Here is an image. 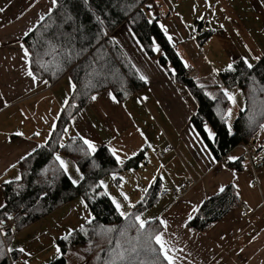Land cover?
Listing matches in <instances>:
<instances>
[{"label":"crops","instance_id":"crops-1","mask_svg":"<svg viewBox=\"0 0 264 264\" xmlns=\"http://www.w3.org/2000/svg\"><path fill=\"white\" fill-rule=\"evenodd\" d=\"M52 7V0H0L4 9L0 12V174L5 175L0 183L14 180L21 157L45 142L73 89L69 75L52 84L38 78L33 82L26 75L28 57L20 47L22 39ZM144 7L160 29L161 25L166 29L161 30L177 46L184 65L208 70L205 79L218 81L219 72L229 63L247 59L254 64V57L264 54V0H146ZM122 32L129 36L128 47L120 40ZM112 37L148 82L121 100L113 99L108 91L95 94V101L91 99L72 115L62 139L79 136L90 140L96 149L115 148L122 161L144 150V161L137 168L120 173L123 180L116 185L117 196L125 201L123 192L129 198L125 204H134L143 197V189L156 181L160 189L179 190L177 197L157 195L154 204L142 212L147 220L159 217L167 221L159 233L175 264H264V165L259 169L244 165L238 172L216 161L190 123L194 99L185 86L170 79L157 60L160 48L155 46L156 55L148 57L123 27ZM227 91L243 108L241 90L234 86ZM237 107L238 113L241 108ZM260 137H264V127ZM245 145L255 146V142L250 139ZM244 151L245 146H237L226 159L238 158ZM190 180L194 184L184 187ZM226 185H231L234 196L238 193L253 214L242 217L233 205L205 232L187 227L188 216L197 211L193 212V207L198 209L206 197ZM13 245L7 246L8 251L21 248ZM56 248L51 242L48 255L37 264L55 258ZM74 251L67 252L66 258L73 254L77 261L72 264H85L82 255Z\"/></svg>","mask_w":264,"mask_h":264},{"label":"trees","instance_id":"trees-1","mask_svg":"<svg viewBox=\"0 0 264 264\" xmlns=\"http://www.w3.org/2000/svg\"><path fill=\"white\" fill-rule=\"evenodd\" d=\"M145 1L56 0V5L23 37V45L29 52L28 67L33 75L50 84L69 75L73 89L49 136L40 144L43 147H37L18 162L20 180L0 183L3 200L0 221L18 213L8 231L3 233L0 228V264H18L20 261L19 250L7 249V242L15 230L39 220L76 197L84 200L92 218L82 228L59 238L57 247L60 253L45 264H67V252L77 249L81 251L85 264H150L157 258L159 264H167L159 255V245L154 240L146 245L147 233L155 235L160 231L159 220H148L145 231L138 236V225L132 226L134 220L117 213L111 198L103 194L100 186L106 176L117 185L122 171L137 168L144 161V150L117 164L106 146L90 153L79 136L67 137L61 142L72 115L95 94L108 91L116 100H121L145 87L146 83L112 37L114 31L124 24L148 57L156 55L154 46L160 48L159 64L170 79L185 86L194 99L196 107L190 123L213 158L238 172L247 165L244 155L233 161L226 156L235 147L247 144L255 128L264 123V54L251 69L242 60L236 61L234 70L219 72V80L214 83L202 84L187 79L177 46L164 35L156 18L148 16ZM234 86L241 90L244 106L229 129L226 120L231 101L221 89ZM209 87L214 89L212 96L206 92ZM205 125L213 130L212 139H209ZM60 155L69 158L83 177L76 185L71 183L55 159ZM159 189L158 181L150 185L143 200L135 202L129 212L140 214L151 207ZM224 189L206 197L186 226L205 232L220 220L234 205L233 188L226 185Z\"/></svg>","mask_w":264,"mask_h":264},{"label":"rangeland","instance_id":"rangeland-1","mask_svg":"<svg viewBox=\"0 0 264 264\" xmlns=\"http://www.w3.org/2000/svg\"><path fill=\"white\" fill-rule=\"evenodd\" d=\"M147 14L149 17H151L149 13ZM120 27H123V30H129L126 24ZM122 34L123 37H121L120 40H125L124 46L128 47L130 44V40L128 39L129 36H124V32H122ZM207 76L203 77V79L201 78L200 82H215L216 78L211 77L205 79L207 78ZM206 92L212 96L214 94V89L212 87H209ZM240 95L242 94H239V97H241ZM238 101L239 99L232 101V104L230 105L227 111L226 124L229 129H231L232 122L237 114V109L239 108L237 106L239 105L241 108L243 104L242 102L238 103ZM65 139H62L61 142H63ZM59 157L64 160L68 166V176H71L73 179L79 181L80 172L78 171L76 165L69 158H66L63 155H60ZM101 182L105 184V191H107V193L110 195V198H114L117 202L121 204L122 211L129 212V207L127 206V204H125V201H123L120 197L117 196L118 188L115 184L112 183L111 178L108 176L103 177ZM81 201H83V203H81ZM91 218V212L85 205L84 200L81 197H76L71 201L63 204V206L61 205V207H59L57 211L45 215L39 220L30 223L23 228L15 230L12 233L9 241L7 242V246H12L13 244H20V247L23 248L26 253H30V255H25V253L21 252L19 254L20 261L18 262V264H25V261L27 262V264H37L40 259L48 255L50 251L51 242H54V244L56 243L57 245V240L59 238L64 237L66 234L69 233L70 230L72 232L73 230L81 227ZM142 219H145V217L142 216ZM21 248H18V250ZM72 253H79L82 255L79 249L75 250ZM69 257L66 258L67 264H72L73 262L77 261L76 256L73 257V254L70 258Z\"/></svg>","mask_w":264,"mask_h":264},{"label":"snow or ice","instance_id":"snow-or-ice-1","mask_svg":"<svg viewBox=\"0 0 264 264\" xmlns=\"http://www.w3.org/2000/svg\"><path fill=\"white\" fill-rule=\"evenodd\" d=\"M52 4H53V6H55V5H56V0H52ZM3 10H4L3 8H0V12H2ZM41 19H43V17H41ZM149 23H151V21H149ZM221 27H222V26H221ZM161 29L164 30V31H166V29H164L163 25H161ZM29 31H31V29H29ZM27 34H28V33L26 32L24 35L26 36ZM169 40H171V37H169ZM20 47H21V49L23 50V55H24V57L27 58V57L29 56V52H28V50L24 48L23 44H21ZM246 47H247V46H246ZM154 50H157V49L155 48V46H154ZM242 59H243V58H242ZM254 59H257V60H258V59H260V57H254ZM25 62L27 63V60H26ZM243 63H244L249 69L252 68V64L249 63L247 59H243ZM185 67H188V65L185 64ZM226 70H228V71H232V70H234V69H233V64H232V63H229V64L227 65V69H226ZM215 71H216V70L213 69V72H215ZM26 75H28L29 77H32L33 82H35L36 77L33 75V72H32V71H30V70L27 71ZM140 79L143 80L145 83L148 82V81H147V78H146L145 76H143V75L140 76ZM221 90L224 92V95L229 99V101H232V100H233L232 95H231L227 90H225V89H221ZM109 95H111V94H109ZM206 95H207V93H206ZM91 99H92L93 101H95V100L97 99V97H96V96H92ZM113 99H115V98L113 97ZM6 106H7V105H5V107H6ZM229 114H230V113H229ZM262 127H264V125H262ZM64 131L67 132V129H64ZM137 131H139V129H137ZM205 131L208 132V137H209V139H211V138L213 137V133L207 128L206 125H205ZM37 134H38V133H37ZM16 135H17V136H20V135H22V133L17 132ZM141 135H143V133H141ZM73 139L75 140L76 138L74 137ZM80 139L83 140V144H84V145H87L88 151H89L90 153L96 151L95 145H94L90 140H88V139H83V137H80ZM37 147H43V145H37ZM61 147H65V145L61 144ZM69 147H71V146H69ZM33 151H35V148L33 149ZM109 152L112 153V155L115 157V160H116V163H117V164H122V163H123V161L121 160L120 156L117 155V150H116L115 148H109ZM29 155H31V153H29ZM133 155H135V153H133ZM21 159H24V157H21ZM55 159H56L57 161H59L60 168L63 169L65 175H67V174H68V166H67V164L65 163V161L62 160L59 156H56ZM228 159H229V160H236L237 157L230 156ZM213 163H215V161H213ZM12 167H15V165H12ZM233 176H235V173H233ZM20 178H21V177H20L19 175H17L15 179H16V180H20ZM113 178L115 179V177H113ZM69 179L71 180V183H72L73 185H76V184L79 182L78 180L73 179L71 176H69ZM80 179H83V177L81 176ZM153 179H155V177H154ZM121 180H123L122 177H121ZM5 183L7 184V183H10V182H9V181H5ZM100 186H101V187H105L104 184H103V182H101ZM249 186L251 187V185H249ZM161 187H163V185H161ZM233 187H236V186L233 185ZM224 190H225V189H224L223 186H221V187L219 188V191H220V192H223ZM143 191H144V192H147L148 190H147V189H143ZM103 194H104V195H107V191H105ZM237 195H239V194L237 193ZM121 196L124 197V200H125V201H128V200H129L128 196L125 195L123 192H121ZM141 199L143 200V197H142ZM81 203H83V201H81ZM112 203L115 205L116 211H117V213H118L121 217H124V218H126V219H130V220H134V224H133L132 226H137V225H138V227H137V233H138V236H139L140 233H143V232L145 231V229H146V225L149 223V221L146 220V219H142V215H143L142 213H141V214H134V213H132V212H125V211H122V209H121V204H120L119 202H117L114 198L112 199ZM138 203H139V201H138ZM0 207H3V205H0ZM128 207L131 209V208H133V207H135V206L129 202ZM196 210H197V209H196L195 207H193L192 211L195 212ZM9 218H11V217H9ZM156 219H158V220L160 221V224H161V225H165V227L167 226V221H166V220H164V219H160L159 217H157ZM191 219H192V216L189 215V216H188V220H191ZM0 223H2V222H0ZM186 223H187V221L185 222V224H186ZM82 227H83V226H81V228H82ZM108 231L110 232V231H112V229H108ZM70 234H71V230L69 231V235H70ZM152 240H154L155 243H156L157 245H159V255L163 257V260H164V261H167V264H175V260H174V258H173L172 256L169 255V252L171 251V249L168 248V247L166 246V242L162 239V235H161L159 232H157L155 235H153L151 232H148V233H147V236H146V245H147V242L152 241ZM9 251H11V249H9ZM19 251L22 252V253H25V255H30V253H26L25 250H24L23 248L19 249ZM133 251H135V249H133ZM152 251H155V250L153 249ZM56 252H57V253H60V249H59V248H56ZM121 258H122V257H121ZM25 264H27L26 261H25ZM150 264H159V258H157L156 260L151 261Z\"/></svg>","mask_w":264,"mask_h":264},{"label":"built area","instance_id":"built-area-1","mask_svg":"<svg viewBox=\"0 0 264 264\" xmlns=\"http://www.w3.org/2000/svg\"><path fill=\"white\" fill-rule=\"evenodd\" d=\"M157 8L160 9L161 5H157ZM209 74L207 69H198L193 65H189L185 69V77L190 80H198ZM263 130L262 124H259L255 130L252 132L250 139L254 140L255 146L243 145L245 146L244 156L246 159V164L253 169H259L264 165V137H260V134ZM160 156L163 153L158 152ZM3 177V174H0V179ZM194 184V181H187L184 187H191ZM183 187V188H184ZM182 188V189H183ZM179 194L178 189H160L159 196L172 195L177 197ZM234 206L239 210V213L242 217H249L253 214L254 210L247 205L239 196H234ZM18 213L10 215L8 220H1L0 228L3 233L8 231L11 227V222Z\"/></svg>","mask_w":264,"mask_h":264}]
</instances>
